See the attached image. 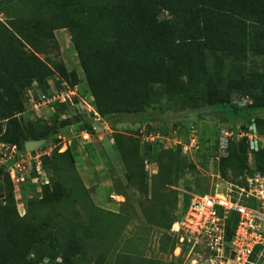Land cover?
Masks as SVG:
<instances>
[{
  "label": "trees",
  "instance_id": "16d2710c",
  "mask_svg": "<svg viewBox=\"0 0 264 264\" xmlns=\"http://www.w3.org/2000/svg\"><path fill=\"white\" fill-rule=\"evenodd\" d=\"M164 10L172 17L161 18ZM0 13L6 18H0V139L22 151L27 140L47 137L49 141L72 122L25 124L18 117L25 111L26 91L35 83L45 87L54 72L71 86L80 82L76 70L62 62L51 64L36 52L58 29L71 34L93 104L101 115L143 113L154 102L153 87L163 85L169 94L186 96L181 102L193 109L216 104L235 111L245 109L242 126L255 122L264 135V0H0ZM193 92L200 94L197 101L191 98ZM235 94L252 101L240 106L233 102ZM60 106L72 107L69 103ZM120 145L128 173L133 172L148 192V183L139 175L146 173L145 166L138 165V171L134 168L139 141L124 136ZM226 151L220 160L224 176L231 169L252 173L245 139L229 140ZM61 156L72 158L69 150ZM255 156L256 169L264 172V147ZM70 167L77 172L73 161ZM127 179L131 181L129 175ZM76 183L69 188L72 200L91 199L78 175ZM43 191V203L63 198L59 186L44 185ZM91 205L96 207L93 201ZM4 208L14 217L16 234H9L5 245L0 243V264H67L72 258L104 264L106 253L96 250L109 247L102 240L105 235L98 245L91 238L98 227L93 222L19 224L14 203ZM154 209H144L148 222L170 231L180 214L171 216L164 206L156 215ZM237 222L238 216L232 212L227 221L228 239ZM21 226L22 234L18 233ZM171 235L173 253L176 239ZM123 253L127 256L124 264H131L134 250L128 247ZM178 258L181 264L184 257Z\"/></svg>",
  "mask_w": 264,
  "mask_h": 264
},
{
  "label": "rangeland",
  "instance_id": "374dc122",
  "mask_svg": "<svg viewBox=\"0 0 264 264\" xmlns=\"http://www.w3.org/2000/svg\"><path fill=\"white\" fill-rule=\"evenodd\" d=\"M160 17L172 16L164 10ZM0 18L6 21L2 13ZM36 52L51 64L62 62L69 70H76L80 82L74 89L77 91L75 103L80 105L82 98L92 101L84 71L67 29L55 30L53 39H47L45 45ZM247 64L250 65L249 62ZM63 83L66 84L54 72L45 87L35 83L26 91L25 111L18 115L25 124L41 121L58 126L65 120L72 122L61 128L40 150L30 154H26L25 149L22 151L23 159H27L32 167L25 184L15 188L9 173L0 171V203L3 205L0 207V243L5 245L9 241V234H16L12 223L14 217L7 214L4 208L13 202L16 223L19 224L25 221L52 223L54 220L93 222L98 227H95L97 231L91 238L98 245L99 238L105 235L102 240L109 247L96 250V253H106L104 264H124L127 256L123 250L128 247L135 252L131 264H178L179 258L172 253L174 244L170 231L149 223V215L144 209L150 212L151 207H155V214L158 215V209L166 206L171 216L178 215L187 201L186 197L192 193L221 192L230 183L244 184L248 172L231 169L224 176L220 160L227 155L221 131L225 128L234 131L241 128L245 109L235 111L230 106L220 104L193 109L190 104L181 102L182 99L186 100V96L169 94L163 85H156L153 87L154 102L145 112L121 116L101 115L100 121L91 123L75 106L66 110L58 103L43 104L39 100L40 92L51 96L63 89ZM200 87L202 91L207 89L204 85ZM32 95L39 102L37 109L31 100ZM199 95L193 92L191 98L197 101ZM246 99L252 101L235 94L233 102L244 105ZM141 115L148 119L142 121ZM84 131L90 133L87 138ZM124 136H132L139 141L140 152L134 168L138 171L141 164L145 166L146 173L139 175L148 183V192L133 172L128 173L121 155L120 141ZM193 138L199 148L194 146L191 152L185 154L182 146L190 145ZM10 144L0 139V155L3 159L9 158ZM67 150L71 151L72 158L66 160L61 153ZM35 159L41 161L46 174L45 177L39 176L37 182L33 180L38 176ZM71 161L75 163L77 172L70 167ZM255 164L256 156L252 163L249 160L250 171L257 170ZM77 175L88 187L91 199L86 197L77 202L72 200L69 188L77 185ZM128 175L131 177L130 182ZM155 183L160 186H155ZM44 185L50 188L61 187L63 198L54 203L41 202ZM152 189L155 194H152ZM91 201L96 207L92 208ZM109 227L113 230L107 231ZM23 231L21 226L18 233L22 234ZM110 243L114 244L109 246ZM191 258H194L193 254L189 258H182L181 264H189ZM67 264H87V261L79 262L72 258Z\"/></svg>",
  "mask_w": 264,
  "mask_h": 264
},
{
  "label": "built area",
  "instance_id": "2783aa9c",
  "mask_svg": "<svg viewBox=\"0 0 264 264\" xmlns=\"http://www.w3.org/2000/svg\"><path fill=\"white\" fill-rule=\"evenodd\" d=\"M74 89L75 86L63 83V89L51 96L40 92L39 100L43 104L69 103L78 108L92 123L100 121L102 116L92 101L82 98L80 105L75 103L77 91ZM32 97L37 109L39 102L35 101L33 95ZM243 102L247 105L250 100ZM84 132L87 138L90 133ZM221 133L225 148L229 140H246L250 163L263 148V135L255 122H250L236 131L225 128ZM194 139H191L190 145L182 146L185 154L191 152L194 146L199 148ZM9 149L11 152L8 159H3L0 155V171H7L17 188L27 182L32 167L27 159H23L24 154L16 144H10ZM28 153L32 152L26 151ZM35 160L38 176L33 180L37 182L39 176L45 177L46 174L41 161ZM24 163L27 164L23 165ZM41 183L45 184L42 181ZM232 212L237 214L238 222L233 235L228 239L227 221ZM170 233L176 239L173 252L176 258H189L191 254L194 255L189 264H264V172L254 170L246 176L244 184L230 183L221 192L216 190L214 193H192L189 202L181 209L180 217L173 223Z\"/></svg>",
  "mask_w": 264,
  "mask_h": 264
},
{
  "label": "water",
  "instance_id": "95a60500",
  "mask_svg": "<svg viewBox=\"0 0 264 264\" xmlns=\"http://www.w3.org/2000/svg\"><path fill=\"white\" fill-rule=\"evenodd\" d=\"M47 141V137L38 140H27L25 142V150L27 152L38 151L47 143Z\"/></svg>",
  "mask_w": 264,
  "mask_h": 264
}]
</instances>
